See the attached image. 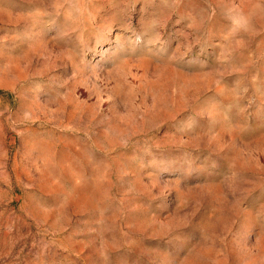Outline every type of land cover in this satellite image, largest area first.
<instances>
[{
    "label": "rangeland",
    "instance_id": "obj_1",
    "mask_svg": "<svg viewBox=\"0 0 264 264\" xmlns=\"http://www.w3.org/2000/svg\"><path fill=\"white\" fill-rule=\"evenodd\" d=\"M0 264H264V0H0Z\"/></svg>",
    "mask_w": 264,
    "mask_h": 264
},
{
    "label": "clouds",
    "instance_id": "obj_2",
    "mask_svg": "<svg viewBox=\"0 0 264 264\" xmlns=\"http://www.w3.org/2000/svg\"><path fill=\"white\" fill-rule=\"evenodd\" d=\"M225 18L229 22V29L225 39L229 36L238 35L240 32H246L250 28V17L239 11L235 6H232L227 10Z\"/></svg>",
    "mask_w": 264,
    "mask_h": 264
}]
</instances>
